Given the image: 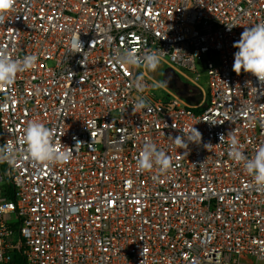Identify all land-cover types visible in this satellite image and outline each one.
Here are the masks:
<instances>
[{
    "label": "built area",
    "instance_id": "1",
    "mask_svg": "<svg viewBox=\"0 0 264 264\" xmlns=\"http://www.w3.org/2000/svg\"><path fill=\"white\" fill-rule=\"evenodd\" d=\"M260 22L264 0H15L0 49L37 61L0 88V146L23 153L37 120L72 157L0 162V264H264V188L228 156L233 137L249 158L264 144V85L233 71L234 42ZM132 49L161 50L200 104L165 87L157 100L145 68L113 62ZM193 127L201 142L175 145ZM146 141L167 172L138 170Z\"/></svg>",
    "mask_w": 264,
    "mask_h": 264
},
{
    "label": "clouds",
    "instance_id": "2",
    "mask_svg": "<svg viewBox=\"0 0 264 264\" xmlns=\"http://www.w3.org/2000/svg\"><path fill=\"white\" fill-rule=\"evenodd\" d=\"M15 0H0V23L4 22L7 13L14 9ZM233 25L232 27H235ZM232 27H228L231 30ZM74 43L80 48L82 42L75 39ZM233 47L238 49L234 53L233 71L240 75L249 73L257 78L261 85H264V22H260L251 27H247L241 33L240 39L234 42ZM163 51V50H162ZM113 62L121 67L135 69L143 67L155 71L161 63V50H145L142 54L137 51L118 50L112 57ZM35 55H26L22 59L12 58L7 50L0 49V88L11 86L16 75L22 71L29 70L36 64ZM167 81L157 82L153 87H165ZM132 87L143 92L147 85L142 78H136L132 81ZM148 106L147 99L139 96L132 109L136 112ZM211 124V121H207ZM183 131V130H181ZM185 136L187 137L185 139ZM56 132L45 126L44 123L32 120L24 129L23 142L26 149L23 153L17 152L11 146H0V162H14L17 158L27 156L29 159L41 164H60L68 162L72 157V152L68 146L56 140ZM225 136H220V142L224 141ZM175 145L181 148H188L190 143L199 144L202 134L192 128L184 135H178L172 138ZM209 145H205L207 148ZM243 146L233 137L229 143L228 156L235 162L242 164L245 171L254 181L255 186L264 188V144L255 149L254 155L249 158L242 150ZM137 168L139 171H150L156 167L161 173L167 172L172 166V158L162 149H158L156 144L146 141L137 158ZM144 254V249L142 255Z\"/></svg>",
    "mask_w": 264,
    "mask_h": 264
},
{
    "label": "rangeland",
    "instance_id": "3",
    "mask_svg": "<svg viewBox=\"0 0 264 264\" xmlns=\"http://www.w3.org/2000/svg\"><path fill=\"white\" fill-rule=\"evenodd\" d=\"M146 72L155 82L167 81L168 83L165 88L172 94L183 99L189 106L198 105L202 101V91L181 77V75H179L177 72L170 69L167 64H165V62L161 61L159 67L155 71L146 69ZM199 72L202 73V76L199 79L201 88L202 86L207 88L206 78L203 75L202 69H199ZM153 93L157 100H161L163 102L169 100L167 95L160 87H153Z\"/></svg>",
    "mask_w": 264,
    "mask_h": 264
},
{
    "label": "trees",
    "instance_id": "4",
    "mask_svg": "<svg viewBox=\"0 0 264 264\" xmlns=\"http://www.w3.org/2000/svg\"><path fill=\"white\" fill-rule=\"evenodd\" d=\"M6 190H7V195L12 199V200H14V198H15V192H14V190H13V188L11 187V185L8 183L7 185H6ZM16 225H19V223L18 224H16ZM17 260H19V263L20 264H25L24 262H22V261H20V259L19 258H16Z\"/></svg>",
    "mask_w": 264,
    "mask_h": 264
},
{
    "label": "bare ground",
    "instance_id": "5",
    "mask_svg": "<svg viewBox=\"0 0 264 264\" xmlns=\"http://www.w3.org/2000/svg\"><path fill=\"white\" fill-rule=\"evenodd\" d=\"M148 74V73H147Z\"/></svg>",
    "mask_w": 264,
    "mask_h": 264
}]
</instances>
